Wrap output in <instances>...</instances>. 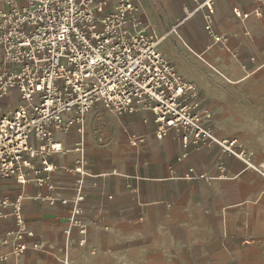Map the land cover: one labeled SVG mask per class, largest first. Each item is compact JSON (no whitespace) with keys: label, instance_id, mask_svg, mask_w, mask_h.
<instances>
[{"label":"crops","instance_id":"crops-1","mask_svg":"<svg viewBox=\"0 0 264 264\" xmlns=\"http://www.w3.org/2000/svg\"><path fill=\"white\" fill-rule=\"evenodd\" d=\"M137 1L141 18L156 35L172 38L195 63L187 78L170 61L199 86L201 109L212 114L205 123L220 138L237 139L254 153V163L263 164L264 18L255 14L264 13L260 0H215L214 27L228 38L227 45L211 41L204 11L199 12L202 27L190 18L181 28L184 37L168 34L184 18L185 6L196 7L193 0ZM235 9L248 17H238ZM2 61L0 49V66ZM19 102L11 92L0 100V115ZM85 117L82 134L57 135L66 154L54 156L57 168L49 186L39 187L31 175L22 206L35 236L25 240L24 255H11L0 264H264V177L258 171L227 157L221 176L218 146L177 162L183 152L179 138L169 130L159 139L149 110L119 114L97 105ZM133 137L144 142L132 145ZM82 156L89 160L85 174L65 170ZM15 192V178L0 181V193ZM38 193H51L55 203L35 200ZM79 194L89 225L84 245L67 222ZM63 199L67 204H61ZM13 228L11 217L0 220V250L7 254L12 242L7 233Z\"/></svg>","mask_w":264,"mask_h":264},{"label":"built area","instance_id":"built-area-1","mask_svg":"<svg viewBox=\"0 0 264 264\" xmlns=\"http://www.w3.org/2000/svg\"><path fill=\"white\" fill-rule=\"evenodd\" d=\"M193 2L196 7L183 8L185 17L171 26V33L178 35L186 20L204 11V27L211 41L227 45L228 38L214 27L215 0ZM260 3L264 6V0ZM235 14L248 17L238 9ZM255 14L264 18L262 10ZM161 39L141 18L137 0H0V100L16 92L20 101L0 115V181L13 177L16 183L14 195L0 193V220L11 217L14 223L7 233L11 251L0 250V261L24 255L28 250L25 240L35 236L22 206L31 175L39 187L49 186L57 168L54 156L66 154L57 135L82 134L85 114L97 105L119 114L149 110L159 139L169 130L179 138L183 149L176 159L179 163L192 153L218 146L221 176L225 158L236 157L264 177V163H254L253 152L235 138H220L205 123L212 114L201 109L199 86L184 79L161 53ZM130 142L144 141L133 137ZM88 164L82 156L65 170L83 175ZM83 198L79 194L67 218L77 228L82 245L87 243L89 230L79 204ZM35 200L56 201L51 193H38ZM64 233L70 235V227Z\"/></svg>","mask_w":264,"mask_h":264},{"label":"rangeland","instance_id":"rangeland-1","mask_svg":"<svg viewBox=\"0 0 264 264\" xmlns=\"http://www.w3.org/2000/svg\"><path fill=\"white\" fill-rule=\"evenodd\" d=\"M200 14L196 13V15L193 18H191V20L194 19L197 22L198 26L202 27V25L200 23ZM183 17H185V15ZM167 31H169V28L165 32H167ZM170 33H171V29H170L168 34H170ZM179 33L181 34V36L184 37L185 30L181 31V29H180ZM186 43L189 44L187 40H186ZM189 45H191L192 48L196 49V47H194L192 44H189ZM161 46H162L161 49L163 48L164 50H166V52L168 54L167 58H169L170 61H172V62L177 64L179 72L181 71L182 72L181 74H183L187 78L188 77L190 78V76L192 75L191 71L195 72V69H196L195 63L191 62L189 60V58H187L184 55V53L182 52L181 48H179L176 45H174V42L172 41V38H166L161 43ZM224 53L226 55H228L226 52H224ZM234 53H236V52L234 51ZM178 55H179V57H178ZM244 65L245 64L243 63L242 66H244Z\"/></svg>","mask_w":264,"mask_h":264},{"label":"bare ground","instance_id":"bare-ground-1","mask_svg":"<svg viewBox=\"0 0 264 264\" xmlns=\"http://www.w3.org/2000/svg\"><path fill=\"white\" fill-rule=\"evenodd\" d=\"M165 38H166L165 36L162 37V39H161V41H160V43H159L160 46H161L162 41H163Z\"/></svg>","mask_w":264,"mask_h":264}]
</instances>
